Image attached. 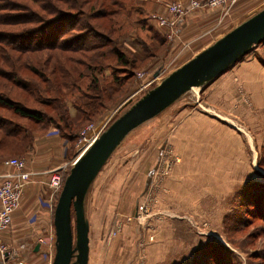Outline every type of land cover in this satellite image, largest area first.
Instances as JSON below:
<instances>
[{
	"label": "rangeland",
	"instance_id": "rangeland-1",
	"mask_svg": "<svg viewBox=\"0 0 264 264\" xmlns=\"http://www.w3.org/2000/svg\"><path fill=\"white\" fill-rule=\"evenodd\" d=\"M149 3L146 7L153 9ZM137 7L134 5L132 17L123 11L118 21L123 24L119 32L123 47L133 50H139L136 37L148 41L150 35L146 26L140 29L133 22L143 15L136 13ZM263 7L264 0H238L225 15L221 9L204 8L217 14L188 29L187 40L183 43L181 39L177 46L171 44L180 36L174 29L158 56L147 60L118 99L87 123L105 122L107 126L147 89ZM125 9H131L128 2ZM72 19L83 21L82 17ZM20 27L3 23L0 30ZM17 90L13 93L21 96L23 92ZM31 102L28 105L37 104ZM0 111L14 118L10 112ZM70 111L73 114L74 108ZM14 119L34 131L33 145L6 160L20 158L26 168L40 169L45 164L41 159L53 163L58 151L65 178L76 158L75 139L62 137L53 125L43 129ZM3 167L8 168L4 163ZM31 179L35 183L37 177ZM43 181L48 183L47 177ZM41 185L28 195L42 204L46 193L53 217L59 193L51 197L49 187ZM263 185L264 42L207 85L182 94L131 131L113 151L84 200L89 223L88 264H264V217L251 213L253 204L247 203L246 192L255 187L259 193ZM21 205L22 201L16 210ZM34 218L27 216L19 224L13 216L10 227L0 233L2 246L16 264L52 263L54 249L48 241L55 240L53 224L45 229L44 222ZM71 223L74 228L73 213ZM40 239L45 240L41 243L45 249L36 254L33 245ZM216 254L222 260L217 261ZM0 263L4 264L1 257Z\"/></svg>",
	"mask_w": 264,
	"mask_h": 264
},
{
	"label": "trees",
	"instance_id": "trees-1",
	"mask_svg": "<svg viewBox=\"0 0 264 264\" xmlns=\"http://www.w3.org/2000/svg\"><path fill=\"white\" fill-rule=\"evenodd\" d=\"M26 1L0 0V25L21 26L0 30V109L43 129L53 125L62 137L76 141L81 127L116 101L135 72L157 57L169 40L150 20L156 1ZM149 2L153 9L146 7ZM134 5L136 13L143 14L134 24L146 26L150 33L148 41L134 39L139 50L124 48L119 39V18L123 11L132 17ZM78 17L83 21H76ZM17 89L22 97L13 93ZM29 101L37 104L28 105ZM14 118L0 113L1 167L9 155L33 145L34 131ZM255 190H246L247 203L253 204V215L264 217V185L259 193Z\"/></svg>",
	"mask_w": 264,
	"mask_h": 264
},
{
	"label": "water",
	"instance_id": "water-1",
	"mask_svg": "<svg viewBox=\"0 0 264 264\" xmlns=\"http://www.w3.org/2000/svg\"><path fill=\"white\" fill-rule=\"evenodd\" d=\"M262 42L264 7L172 70L157 85L147 89L74 159L53 210L55 240L51 264H88L89 223L84 200L97 173L122 140L185 92L210 83ZM38 246L37 243L34 249L37 250Z\"/></svg>",
	"mask_w": 264,
	"mask_h": 264
},
{
	"label": "built area",
	"instance_id": "built-area-1",
	"mask_svg": "<svg viewBox=\"0 0 264 264\" xmlns=\"http://www.w3.org/2000/svg\"><path fill=\"white\" fill-rule=\"evenodd\" d=\"M238 0H175L165 1L160 9L151 13V19L155 25L162 29L167 38H171L180 17L185 16L189 11L211 8L221 9L225 15ZM106 127V123L96 125L87 123L79 132L75 141L76 157L81 154ZM8 166L7 170L0 175V233L7 230L12 223L14 211L19 207L23 190L31 179L32 172L26 168V163L20 158H9L4 161ZM63 169L57 167L50 171L48 187L50 196L58 193L62 187L64 178ZM50 197V198H51ZM45 240H39V244ZM48 241V240H47ZM50 249H54V241L49 240ZM0 257L4 264H16L10 260V252L2 246L0 237Z\"/></svg>",
	"mask_w": 264,
	"mask_h": 264
},
{
	"label": "crops",
	"instance_id": "crops-1",
	"mask_svg": "<svg viewBox=\"0 0 264 264\" xmlns=\"http://www.w3.org/2000/svg\"><path fill=\"white\" fill-rule=\"evenodd\" d=\"M165 1H168V0H156V5H155L154 11L160 9L161 4ZM183 1H185V0H183ZM212 14H214V16H215V14H217V12H214L213 10L212 11L211 10H205L204 8H202V9L192 10L191 12L188 13V15L180 17L177 20L176 27H175V32L178 33L180 36L178 39H175L174 42H172L171 44H173V46L174 45L177 46L178 43H182V40H184L183 41V43H184L185 40H187L185 38V35L187 34L186 31L188 29H191L194 26H198V24L203 25L205 22L211 20L212 16H213ZM56 154L58 155V159L54 160L53 163L47 162L46 158H45V159H41V161H43V162L45 161V164L43 166H41L40 169H28L27 168L28 170H30L32 172L31 176L33 175V177H37V179H36L35 183L33 182L32 179H30L31 181L28 182V185L25 187V190H23V191H25V195L22 196L23 197V199L21 200L22 205L18 210L14 211V213H13L14 220L18 221V219H19V221H18L19 224H23L24 218H27V216H33L34 215L35 216L34 219L36 220V222L39 221V218L41 221L44 222L45 229H48L49 227L52 226L53 217L51 215L52 214L51 209H49V206H50L49 203L51 202L49 200V197H46V193H43V195L44 194L45 195L42 198L44 199V197H45V199L42 201L43 203L41 202L42 204H38L36 199H34L32 196L28 195V191L30 189L35 188V186H39L41 188L42 187L41 184H45V186L47 185V188H48V183L46 181H43V180L47 177V181H48L49 174H50V171L52 169L64 166L63 160H61L62 158L60 157L59 152L57 151ZM4 171H5V169L0 166V175L2 173H4ZM13 216H12V220H13ZM51 217H52V224L49 225V223L51 222ZM35 243L33 245V252H35L36 254H38L39 252L43 253L42 250L45 249L44 246L41 243L39 244V241H38L37 243L39 244V246H38V249L35 250L34 248H35V245L37 244V243L36 244ZM46 253H47V251H46ZM44 256H45V254H44ZM50 262H51V260H50ZM50 262L48 264H51ZM24 264H26V263H24Z\"/></svg>",
	"mask_w": 264,
	"mask_h": 264
}]
</instances>
